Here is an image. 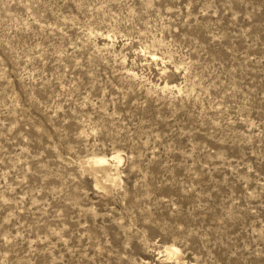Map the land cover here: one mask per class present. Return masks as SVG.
<instances>
[{"label":"rangeland","instance_id":"obj_1","mask_svg":"<svg viewBox=\"0 0 264 264\" xmlns=\"http://www.w3.org/2000/svg\"><path fill=\"white\" fill-rule=\"evenodd\" d=\"M0 264H264V0H0Z\"/></svg>","mask_w":264,"mask_h":264}]
</instances>
